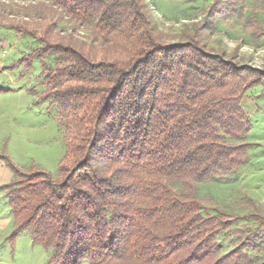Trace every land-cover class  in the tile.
Listing matches in <instances>:
<instances>
[{"label":"trees","instance_id":"1","mask_svg":"<svg viewBox=\"0 0 264 264\" xmlns=\"http://www.w3.org/2000/svg\"><path fill=\"white\" fill-rule=\"evenodd\" d=\"M19 1L31 4L10 29L40 45L23 62L54 58L53 67L41 63V85L65 153L56 175L0 156L14 175L1 188L9 238L28 234L48 264H264L254 234L235 229L241 237L223 254L218 242L246 219L263 230L264 219L207 208L197 193L245 164L251 123L242 102L257 86L264 94V70L206 42L213 19L242 12L246 0H210L203 21L177 36L159 28L145 0ZM63 19L68 33L58 30ZM246 20L264 37L255 15Z\"/></svg>","mask_w":264,"mask_h":264},{"label":"rangeland","instance_id":"2","mask_svg":"<svg viewBox=\"0 0 264 264\" xmlns=\"http://www.w3.org/2000/svg\"><path fill=\"white\" fill-rule=\"evenodd\" d=\"M261 0H246L242 12L223 13L213 19L207 38L212 49H222L227 59L238 66L264 70V37L256 38L247 23V17L255 15L264 25V15L259 7ZM152 16L164 33L177 36L190 25L203 21L210 0H145ZM31 2L0 0V156L6 157L20 171L38 168L56 175L65 148L57 122V108L44 98L42 62L53 67L54 58L42 62L33 60L29 66L23 59L40 46L33 40L19 36L10 29V21ZM37 4V2H33ZM22 12V11H20ZM38 14L43 15L40 10ZM240 14H243L242 16ZM28 19L34 16L25 13ZM9 18H8V17ZM23 16V15H22ZM58 30L68 33L71 24L63 19ZM80 38L91 39V32L80 29ZM233 56L231 59L230 57ZM257 86L246 93L242 102L251 123L245 141L250 145L246 162L236 175L226 179H214L198 184V197L210 209L239 217L260 215L264 219V94ZM0 264H48L47 253L42 247L32 244L28 234L16 241L10 239L13 221L9 217V204L1 189L13 179L12 170L0 160ZM4 171L10 173L8 183ZM258 223L246 219L223 232L218 237L222 254L236 246L243 235H256L260 240L259 262L264 259V229L257 230ZM235 229H240L236 233ZM257 239V244L258 240ZM259 248V247H258ZM254 259L252 252H248ZM81 264H89L84 261Z\"/></svg>","mask_w":264,"mask_h":264},{"label":"crops","instance_id":"3","mask_svg":"<svg viewBox=\"0 0 264 264\" xmlns=\"http://www.w3.org/2000/svg\"><path fill=\"white\" fill-rule=\"evenodd\" d=\"M1 167H3L2 166V164L0 163V169H2ZM4 173H5V178H6V180H4V181H1V183H8V181H9V179H10V173L8 172V171H4ZM9 217L11 216V219H12V215H11V213H10V209H9ZM12 221H13V219H12Z\"/></svg>","mask_w":264,"mask_h":264}]
</instances>
